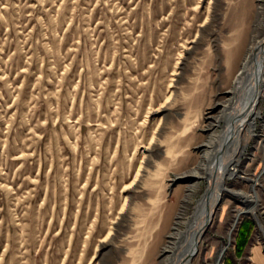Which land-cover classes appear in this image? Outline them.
Segmentation results:
<instances>
[{
  "label": "rangeland",
  "instance_id": "obj_1",
  "mask_svg": "<svg viewBox=\"0 0 264 264\" xmlns=\"http://www.w3.org/2000/svg\"><path fill=\"white\" fill-rule=\"evenodd\" d=\"M243 1L0 0V264H163L206 188L183 177L264 38V0L248 18ZM259 112L228 181L255 185L259 223L234 228L245 204L224 194L192 264H217L233 232L224 264L244 221L264 243Z\"/></svg>",
  "mask_w": 264,
  "mask_h": 264
},
{
  "label": "bare ground",
  "instance_id": "obj_2",
  "mask_svg": "<svg viewBox=\"0 0 264 264\" xmlns=\"http://www.w3.org/2000/svg\"><path fill=\"white\" fill-rule=\"evenodd\" d=\"M241 7L247 18L251 16V0H244ZM227 82L225 97L218 104V113L209 129L211 134L202 145L201 159L183 177L187 181L196 182L197 187L200 182L205 181L204 194L196 202L191 216H186L185 207L176 214L163 245V264L193 263L199 244L212 223L224 194L239 197L245 204L236 216L238 219H235L237 223L235 225L234 222V228L243 216H252L259 223L256 207L260 197L255 185L251 193H245L229 188L228 181L237 177V166L246 148L245 140L247 136L254 135L257 120L262 117L259 105L264 98V38L249 49L235 77ZM197 187H190L189 195ZM232 233L229 234L217 264H221V258L232 245Z\"/></svg>",
  "mask_w": 264,
  "mask_h": 264
},
{
  "label": "crops",
  "instance_id": "obj_3",
  "mask_svg": "<svg viewBox=\"0 0 264 264\" xmlns=\"http://www.w3.org/2000/svg\"><path fill=\"white\" fill-rule=\"evenodd\" d=\"M224 217H226L225 211L220 215V222H224ZM242 224H244V231L241 238L238 239L239 229ZM241 225L236 236V251L233 256L226 257L224 264H264V243L261 238L254 240V224L251 221H244ZM249 228H251V231L248 233ZM244 259L245 262L242 261Z\"/></svg>",
  "mask_w": 264,
  "mask_h": 264
},
{
  "label": "trees",
  "instance_id": "obj_4",
  "mask_svg": "<svg viewBox=\"0 0 264 264\" xmlns=\"http://www.w3.org/2000/svg\"><path fill=\"white\" fill-rule=\"evenodd\" d=\"M243 226H244V224H242L241 227H240V229H239L238 239L241 238V235H242V233H243V231H244V230H243ZM249 231H251V228H249L248 233H249Z\"/></svg>",
  "mask_w": 264,
  "mask_h": 264
},
{
  "label": "water",
  "instance_id": "obj_5",
  "mask_svg": "<svg viewBox=\"0 0 264 264\" xmlns=\"http://www.w3.org/2000/svg\"><path fill=\"white\" fill-rule=\"evenodd\" d=\"M209 227V226H208Z\"/></svg>",
  "mask_w": 264,
  "mask_h": 264
}]
</instances>
